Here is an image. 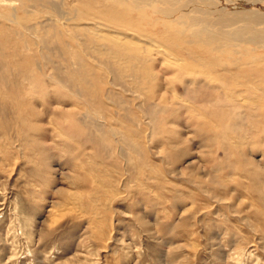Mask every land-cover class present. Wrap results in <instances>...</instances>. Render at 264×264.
I'll return each mask as SVG.
<instances>
[{
  "label": "rangeland",
  "instance_id": "1",
  "mask_svg": "<svg viewBox=\"0 0 264 264\" xmlns=\"http://www.w3.org/2000/svg\"><path fill=\"white\" fill-rule=\"evenodd\" d=\"M0 264H264V0H0Z\"/></svg>",
  "mask_w": 264,
  "mask_h": 264
}]
</instances>
